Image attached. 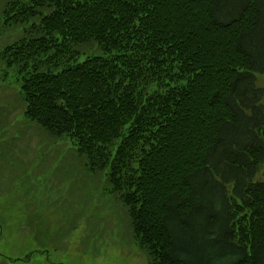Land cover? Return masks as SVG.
Masks as SVG:
<instances>
[{"label": "trees", "instance_id": "trees-1", "mask_svg": "<svg viewBox=\"0 0 264 264\" xmlns=\"http://www.w3.org/2000/svg\"><path fill=\"white\" fill-rule=\"evenodd\" d=\"M0 4L26 124L103 176L150 264L202 260L201 213L224 264H264V0Z\"/></svg>", "mask_w": 264, "mask_h": 264}, {"label": "rangeland", "instance_id": "rangeland-1", "mask_svg": "<svg viewBox=\"0 0 264 264\" xmlns=\"http://www.w3.org/2000/svg\"><path fill=\"white\" fill-rule=\"evenodd\" d=\"M5 37L0 32V49L10 43ZM10 83L0 62V264H150L103 176L87 174L70 142L26 124ZM205 188L217 208L230 195ZM206 218L199 215L195 232L207 242L196 264L232 261V245L201 227Z\"/></svg>", "mask_w": 264, "mask_h": 264}]
</instances>
